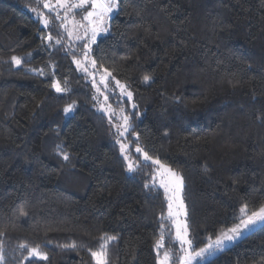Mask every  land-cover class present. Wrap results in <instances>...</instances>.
<instances>
[{
  "label": "trees",
  "instance_id": "trees-1",
  "mask_svg": "<svg viewBox=\"0 0 264 264\" xmlns=\"http://www.w3.org/2000/svg\"><path fill=\"white\" fill-rule=\"evenodd\" d=\"M43 3L0 0L3 264H95L88 249L97 250L105 233L117 237L109 264H157L162 232L160 253H179L163 191L145 187L155 166L137 144L183 177L197 249L237 222L245 203H264V0H119L90 58L131 99L117 88L105 93L90 65L94 76L77 68L87 37H70ZM33 8L50 19L48 28ZM48 34L61 43L42 40ZM55 80L67 91L56 93ZM103 107L129 116L132 128L120 139L138 171H127ZM73 242L75 249L62 247ZM21 244L39 245L48 259H25ZM204 264H264V224Z\"/></svg>",
  "mask_w": 264,
  "mask_h": 264
},
{
  "label": "snow or ice",
  "instance_id": "snow-or-ice-1",
  "mask_svg": "<svg viewBox=\"0 0 264 264\" xmlns=\"http://www.w3.org/2000/svg\"><path fill=\"white\" fill-rule=\"evenodd\" d=\"M38 3L41 0H37ZM43 7L49 9L50 12L56 14L57 19H63L67 21V13H72L73 17L75 12L73 10H80L82 16L81 21H76L74 18L70 23L81 27L84 29L83 36L77 35L76 39H83L87 37V43L83 45L84 48H87L88 51L83 53V60L74 59V62L77 65V68L81 69L87 75H93L94 72L89 71L88 65L91 66V69L95 70V73L100 74L99 84L103 85L105 93L115 91V88H119L120 95H126L128 99L132 98V92L128 91V88L125 84H122L112 72L107 68H104L103 65L97 66V61L90 58L91 44L96 42V38L99 34L106 33L109 31V21L111 20L113 13L119 9V0H75L73 3H69V0H56V6L53 7L50 2H44ZM59 9H64L66 15L61 18L59 15ZM33 12L40 18V21L45 28H48L50 25V19L45 17L44 14L38 11L36 8L32 9ZM61 27H66L65 24H61ZM68 35L72 36V31H68ZM42 40H47L52 42L55 40V44H60L61 39L53 37L51 34L42 36ZM30 55V54H29ZM12 63L19 66L21 64V58L18 56L11 57ZM103 68V71L100 72V69ZM32 71H39L41 75L44 74L43 70L32 69ZM109 78L114 81V86L110 84ZM144 81L149 80V76L145 75L143 77ZM67 83L66 81L64 82ZM93 87L96 88L98 93L101 92V88L97 85L95 79H93ZM50 87L55 90L56 93H63L67 91V88L62 87L59 80L52 81ZM97 99V97H93ZM105 101L108 100V96H104ZM177 99H179L177 97ZM74 106L69 105L64 108V112L67 114L72 111ZM135 107V105H133ZM101 110H103L101 108ZM123 112V109H121ZM112 115H115L113 112ZM122 124H114L113 127L116 128V143L120 145V152L124 160L127 162V171L134 172L140 169V163L134 162L132 159V154L129 152V145L121 141V137H124L125 133L129 132L132 128L130 123V118L128 115H123L121 117ZM138 141V137H137ZM59 154L65 161L70 159V156L67 152L63 150L60 145H57ZM137 154H142L143 162L149 163L151 166H156L153 173V182L151 184H145L146 188L149 190L156 187L155 178L159 175V187L163 188L164 194L167 200V210L168 217L172 219L175 235L174 239L171 241L172 244H179V255L175 256L177 264H204L209 256L215 255L217 252H222L229 244H234L238 240L245 237L246 233H249L257 224H264V203H260L258 206L249 208V205L245 203L240 207V215L235 218V221L231 227H226L222 229L213 240L211 237L208 238L207 243L204 247L195 246V242L190 238L189 227L186 220H181L180 217H187V210L185 202L182 196L184 189V179L181 175L174 172L170 167L161 162L160 159L153 158L147 151H145L138 144L135 148ZM139 159V158H137ZM3 235V233H0ZM116 236H110L106 233L98 238L99 246L97 250L88 249L90 255L95 262V264H109V245L111 242L116 241ZM22 249L26 248L28 256L25 259L35 258L39 260H47L48 255L46 252L41 251L39 245L35 247H28L26 244H21ZM62 247H70L75 249L77 247L76 243L73 242L70 245H64ZM164 248V235L161 233L160 239H158L154 245V249L157 251V264H169L170 260L173 259V253L171 250H165L163 252L162 258L160 257V249ZM4 262V255L2 247H0V264Z\"/></svg>",
  "mask_w": 264,
  "mask_h": 264
},
{
  "label": "rangeland",
  "instance_id": "rangeland-1",
  "mask_svg": "<svg viewBox=\"0 0 264 264\" xmlns=\"http://www.w3.org/2000/svg\"><path fill=\"white\" fill-rule=\"evenodd\" d=\"M44 2H50L51 5H52L53 7L56 6V0H44ZM73 2H75V0H69V3H73ZM45 10L48 11V12H50L49 9H46V8H45ZM73 11L75 12V16H74V17H73V14H72V13H67V21H64L63 19H62V20H63V24L66 25V27H63V28H64V30H66L67 34H68V31H72L73 35L70 36V37L76 38L77 35H83V33H84V29L81 28V27H78V26H76V25H74L73 23H70V22H68V21H71V20H73V18H74L76 21H81L82 23H84V22H83L82 19H80V18L78 17V15L76 14V13L79 12L80 10H73ZM59 15H60L61 18H63V17L66 15L65 10H64V9H59ZM44 16H45V14H44ZM102 34H103V33H102ZM99 35H101V34H99ZM99 35H98V36H99ZM98 36H97V38H98ZM97 38H96V39H97ZM98 80L100 81V77H99ZM117 93L119 94V96H120L121 98H126V99H128V97H127L126 95H120V90H119V88H117ZM103 108H104V112L108 115V117H109L110 119H112V122H113L114 124H122V123H123V121H122V119H121V117L123 116L121 110L114 111V110L111 109V107H103ZM113 112L115 113V115H112ZM116 118H117V120H116ZM141 157H142V154H141ZM155 167H156V166H155ZM154 170H155V169H154ZM173 171H174V170H173ZM174 172H175V171H174ZM159 180H160V177H159V175H157L156 178H155V183H156V186H157V187H159ZM159 188H160V187H159ZM160 189L163 191V194H164V190H163V188H160ZM164 198H165V201H166L165 215L168 217L167 200H166L165 194H164ZM168 219H169L170 222L172 223L171 225H172V227H173V234L175 235V228H174V225H173L172 219L169 218V217H168ZM180 219H181L182 221H183V220H186L184 216H181ZM237 222H238V221H237ZM258 225H260V224H257L256 226H258ZM256 226H255V227H256ZM212 239L214 240L215 238H212ZM207 241H208V239H207ZM206 243H207V242H206ZM206 243H205V244H206ZM230 245H232V244H229L227 247H229ZM203 247H204V246H203ZM163 252H164V251H162V252L160 253V257H161V258H162V256H163ZM218 253H219V252H217L216 254H218ZM174 254H175V255H174ZM179 254H180V253H177V252H174V251H173V259L170 260L169 264H177V261L175 260V256H176V255H179ZM216 254H215V255H216ZM212 256H214V255H212ZM212 256H209L208 258H210V257H212ZM208 258H207V259H208Z\"/></svg>",
  "mask_w": 264,
  "mask_h": 264
}]
</instances>
